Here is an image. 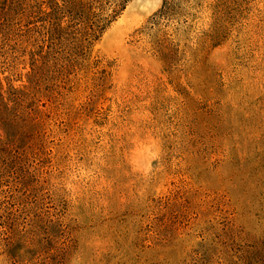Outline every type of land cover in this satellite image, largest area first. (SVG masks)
I'll return each mask as SVG.
<instances>
[{"label":"rangeland","instance_id":"374dc122","mask_svg":"<svg viewBox=\"0 0 264 264\" xmlns=\"http://www.w3.org/2000/svg\"><path fill=\"white\" fill-rule=\"evenodd\" d=\"M33 3L0 0V264H264V0H129L77 54Z\"/></svg>","mask_w":264,"mask_h":264},{"label":"trees","instance_id":"16d2710c","mask_svg":"<svg viewBox=\"0 0 264 264\" xmlns=\"http://www.w3.org/2000/svg\"><path fill=\"white\" fill-rule=\"evenodd\" d=\"M128 1L33 0L35 12L44 25L40 43L48 49L47 54L61 44L77 54L121 14ZM44 5L46 10L42 9Z\"/></svg>","mask_w":264,"mask_h":264}]
</instances>
